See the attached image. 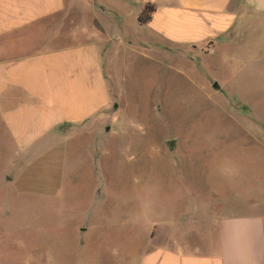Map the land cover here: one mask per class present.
I'll return each mask as SVG.
<instances>
[{"label":"rangeland","instance_id":"374dc122","mask_svg":"<svg viewBox=\"0 0 264 264\" xmlns=\"http://www.w3.org/2000/svg\"><path fill=\"white\" fill-rule=\"evenodd\" d=\"M65 1V12L80 6L64 32L87 31L91 0ZM57 20L0 40V57L32 48ZM127 23L126 34L160 46L101 56L111 101L90 121L23 145L0 104V264H136L192 224L244 211L240 198L264 182V18L250 26L243 13L233 38L197 47Z\"/></svg>","mask_w":264,"mask_h":264},{"label":"crops","instance_id":"0c3cea01","mask_svg":"<svg viewBox=\"0 0 264 264\" xmlns=\"http://www.w3.org/2000/svg\"><path fill=\"white\" fill-rule=\"evenodd\" d=\"M94 1L87 4L93 22L76 33L64 32V27L67 14L79 11L80 2L65 12V0H0V40L58 18L45 25L35 46L13 45L8 56L0 57L1 116L17 143L48 139L60 127L85 124L109 107L111 91L101 56L110 57L112 47L160 46L125 32L129 20L140 24L147 4L156 13L140 26L174 46L197 47L229 30L233 38L243 13L250 26L264 18V0H100L101 9ZM64 39L69 42L61 46ZM18 43L24 44L23 39ZM251 189L258 192L245 194L244 200L238 196L245 212L206 220L212 222L193 233L198 225L192 224L182 242L167 239L139 255L136 264H264V182Z\"/></svg>","mask_w":264,"mask_h":264},{"label":"trees","instance_id":"16d2710c","mask_svg":"<svg viewBox=\"0 0 264 264\" xmlns=\"http://www.w3.org/2000/svg\"><path fill=\"white\" fill-rule=\"evenodd\" d=\"M155 13H156V7L154 5L147 4L143 9L142 14L139 16L138 22L141 25L149 24L152 21L153 15Z\"/></svg>","mask_w":264,"mask_h":264},{"label":"water","instance_id":"95a60500","mask_svg":"<svg viewBox=\"0 0 264 264\" xmlns=\"http://www.w3.org/2000/svg\"><path fill=\"white\" fill-rule=\"evenodd\" d=\"M214 87H215V89L218 88L217 85H215ZM116 108H117V106H116ZM108 131H109V129H108ZM169 146H170V147H174V146H175V142H174V141H170V142H169Z\"/></svg>","mask_w":264,"mask_h":264},{"label":"flooded vegetation","instance_id":"af4514ba","mask_svg":"<svg viewBox=\"0 0 264 264\" xmlns=\"http://www.w3.org/2000/svg\"><path fill=\"white\" fill-rule=\"evenodd\" d=\"M116 106H117V105H116ZM116 106H115V108H116ZM117 108H118V106H117ZM117 108H116V109H117ZM169 142H170V141L167 142V146H168L171 150H173L175 146H174V147H170V146H169Z\"/></svg>","mask_w":264,"mask_h":264}]
</instances>
